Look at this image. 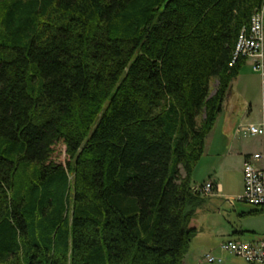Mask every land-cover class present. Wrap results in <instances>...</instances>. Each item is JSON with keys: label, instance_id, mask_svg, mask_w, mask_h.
<instances>
[{"label": "trees", "instance_id": "trees-1", "mask_svg": "<svg viewBox=\"0 0 264 264\" xmlns=\"http://www.w3.org/2000/svg\"><path fill=\"white\" fill-rule=\"evenodd\" d=\"M263 7L0 0V264H185L194 171Z\"/></svg>", "mask_w": 264, "mask_h": 264}, {"label": "rangeland", "instance_id": "rangeland-1", "mask_svg": "<svg viewBox=\"0 0 264 264\" xmlns=\"http://www.w3.org/2000/svg\"><path fill=\"white\" fill-rule=\"evenodd\" d=\"M250 65L251 63H248L246 67L252 72ZM255 80V82L250 81L249 86H244L240 81L232 84V88L223 105L224 110L222 115L216 124L212 137L208 139V149L212 147L211 143L214 141L213 149L205 155V158L200 160L194 171L193 184H204L203 181L208 180V176L213 175L217 177L225 187L224 198L210 199L205 205V246L212 245L213 247H217L219 243L214 242L216 239L209 242L208 237L212 234H218V232L221 234L222 230L230 231L235 222H237V217L239 218L241 216L239 215L241 209H244V207L247 208V206L241 202H235V207H231L229 202H226V198H237L243 194V167L240 163L241 159L236 153L237 149L245 146H257V142L253 140L254 138H244L242 136L240 140L236 141V147L231 144L229 134L224 133L223 136V125L225 123L228 129H232L234 126L239 128L240 126H257L262 123L264 118L263 87L259 76H256ZM259 84L261 88L258 87ZM216 87L217 82L213 81L211 91L214 92ZM52 160L57 164L67 165L69 158L66 154V148L62 143L55 147ZM225 196L227 197L225 198ZM198 219L202 223L203 220L201 215H199ZM195 245L193 244L192 248L195 247ZM220 253L219 247L216 251L211 250V247L205 250V255L212 254L219 258L221 257ZM226 255L228 254L223 253L222 258L224 256L227 257ZM228 256L234 260L233 264H246L240 258L231 255Z\"/></svg>", "mask_w": 264, "mask_h": 264}, {"label": "built area", "instance_id": "built-area-1", "mask_svg": "<svg viewBox=\"0 0 264 264\" xmlns=\"http://www.w3.org/2000/svg\"><path fill=\"white\" fill-rule=\"evenodd\" d=\"M264 7L257 11L251 21L248 33L243 32L236 46L234 62L238 59L251 61L253 70L260 74L264 96ZM264 112V98H263ZM247 135L259 136L264 143V118L261 124L241 128ZM243 194L229 199V204L241 202L264 212V148L255 152L243 165ZM193 192L204 197H212L217 192L213 182L192 186ZM221 253L242 259L246 264H264V237L255 241L227 240L219 246ZM205 260L210 263H222L223 258L207 254Z\"/></svg>", "mask_w": 264, "mask_h": 264}, {"label": "crops", "instance_id": "crops-1", "mask_svg": "<svg viewBox=\"0 0 264 264\" xmlns=\"http://www.w3.org/2000/svg\"><path fill=\"white\" fill-rule=\"evenodd\" d=\"M248 63H251L250 68L252 70V72L246 67V65ZM256 76H259L261 79V76L259 73L255 72L253 70V66H252V62L251 61H246V63L244 64V66L241 68L240 70V74L239 76L233 81L234 82H242V84L244 86H249V82H255L256 80ZM232 83V84H233ZM259 88H261L260 84L258 85ZM232 88V86H231ZM224 110V108H223ZM251 111V110H250ZM223 112V111H222ZM222 115V113L219 115L217 122L219 121L220 116ZM216 122V124H217ZM215 124V127H216ZM214 127V129H215ZM246 127V126H245ZM241 128L244 127H239L237 128V126H234V128L232 127V129H228V127L225 125H223V136L224 133L225 134H229V140L231 142L232 145L236 146V141L240 140V137H244V138H254L253 140H256L257 142V146L255 145L254 147H240V149H237L236 153L237 155L240 157V163L242 164V167L244 165V162L250 157L251 154L255 153V152H259L261 150H263L264 148V143H263V139L259 136H252V135H247L245 134ZM209 134V136L206 139L205 142V152H204V156L203 158H205V155L208 154V152L212 151V147L214 144V141H212L211 143V148L208 149V139L210 137H212L213 131ZM231 134V135H230ZM227 138V137H225ZM202 160V159H201ZM194 176V175H193ZM207 182H213L214 185L218 188L217 192L215 193L214 196L209 197L206 202L199 207L198 209H196L195 211V215L193 217L192 223L191 225L197 229V235L194 238V240L191 243L190 249L188 254L185 257V264H210L205 260V250L209 247H211V250L216 251V249L220 246L221 242H225L227 240H247V241H255L257 239H260L262 237H264V212L262 209H257V208H252L248 205L247 208L244 207V209H241L239 215H241L239 218L237 217V222H235V224L233 225L232 229L230 231L227 230H222V233L219 234H212L211 236L208 237L209 242H211L213 239L214 242H218L219 245H217V247H213L212 245H206L205 246V205L207 204L208 200L210 199H222L224 198V193H225V187L224 184L219 181V179L213 175L208 176V180L203 181V183H207ZM193 185H198V183H195ZM227 196H225L226 198ZM229 197V196H228ZM229 199L232 198H226V202H229ZM236 204V203H235ZM234 205H231V207H235ZM244 204V203H243ZM251 211H259V213L257 215L254 216H249V215H245V213L251 212ZM263 214V215H261ZM199 215L202 216V223L201 221L198 219ZM261 215V216H259ZM200 221V222H199ZM209 234V235H210ZM195 245V247L192 248V245ZM221 257L223 256V253H220ZM227 257H223V262L222 263H214V264H233L234 260L230 258V256L226 255ZM234 257V256H233Z\"/></svg>", "mask_w": 264, "mask_h": 264}]
</instances>
